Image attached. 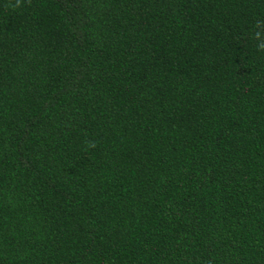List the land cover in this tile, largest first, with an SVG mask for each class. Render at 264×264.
I'll return each instance as SVG.
<instances>
[{
	"label": "trees",
	"instance_id": "1",
	"mask_svg": "<svg viewBox=\"0 0 264 264\" xmlns=\"http://www.w3.org/2000/svg\"><path fill=\"white\" fill-rule=\"evenodd\" d=\"M0 264H264V0H0Z\"/></svg>",
	"mask_w": 264,
	"mask_h": 264
}]
</instances>
